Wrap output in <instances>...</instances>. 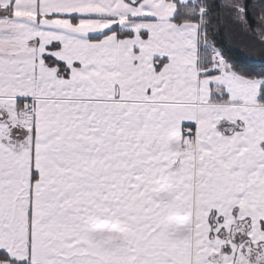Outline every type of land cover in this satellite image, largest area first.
I'll return each instance as SVG.
<instances>
[{
	"label": "snow or ice",
	"instance_id": "snow-or-ice-1",
	"mask_svg": "<svg viewBox=\"0 0 264 264\" xmlns=\"http://www.w3.org/2000/svg\"><path fill=\"white\" fill-rule=\"evenodd\" d=\"M0 264H264V0H0Z\"/></svg>",
	"mask_w": 264,
	"mask_h": 264
},
{
	"label": "rangeland",
	"instance_id": "rangeland-1",
	"mask_svg": "<svg viewBox=\"0 0 264 264\" xmlns=\"http://www.w3.org/2000/svg\"><path fill=\"white\" fill-rule=\"evenodd\" d=\"M224 27L226 29L228 42L234 50L240 52V55L246 57L244 53L251 51L253 45L256 48L261 46V39L256 36L255 33L249 34L246 32L239 24L229 20Z\"/></svg>",
	"mask_w": 264,
	"mask_h": 264
},
{
	"label": "trees",
	"instance_id": "trees-1",
	"mask_svg": "<svg viewBox=\"0 0 264 264\" xmlns=\"http://www.w3.org/2000/svg\"><path fill=\"white\" fill-rule=\"evenodd\" d=\"M219 41L222 44L223 50L232 57L235 61H239L242 64H248L252 65L253 62L249 61L246 57L240 55V52L237 50H234L233 47L228 42L226 29L223 26H221L220 35H219ZM258 64V62H256Z\"/></svg>",
	"mask_w": 264,
	"mask_h": 264
}]
</instances>
